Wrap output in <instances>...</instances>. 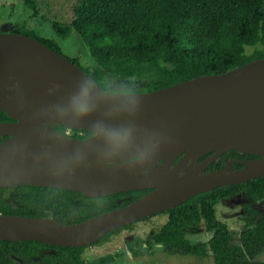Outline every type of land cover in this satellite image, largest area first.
I'll return each mask as SVG.
<instances>
[{"label":"water","instance_id":"obj_1","mask_svg":"<svg viewBox=\"0 0 264 264\" xmlns=\"http://www.w3.org/2000/svg\"><path fill=\"white\" fill-rule=\"evenodd\" d=\"M85 87L91 110L77 115L72 105ZM0 110L12 119L0 121V187L26 183L89 197L151 188L121 207L72 224L0 213L3 240L89 245L109 230L191 196L264 175V57L164 88L113 92L100 89L39 39L0 31ZM41 125L92 134L68 137ZM109 132L116 136L110 139ZM229 150L259 157L238 169L202 173ZM207 151L214 152L193 169L185 166Z\"/></svg>","mask_w":264,"mask_h":264},{"label":"trees","instance_id":"obj_2","mask_svg":"<svg viewBox=\"0 0 264 264\" xmlns=\"http://www.w3.org/2000/svg\"><path fill=\"white\" fill-rule=\"evenodd\" d=\"M24 1L35 7L34 0ZM72 13L69 24L52 20L51 27L59 37H66L70 31L78 34L98 66L89 72L76 59L71 60L104 91L129 90L108 87L103 70L119 79L145 80L136 92H146L204 74L223 73L264 57V0H81L72 7ZM16 32L35 37L24 30ZM37 39L60 52L54 40ZM258 44L260 49L245 53L246 46ZM5 120L12 119L0 110V121ZM53 126L58 132L66 128ZM81 130L85 134L76 138L92 133ZM238 153L223 152L208 164L206 171L224 169L228 160L239 157ZM242 157L253 159L259 155L244 153ZM233 166L240 167L236 162ZM149 190L89 197L64 188L15 184L0 187V213L52 217L62 224H72L121 207ZM239 193L252 202H262L264 207V175L215 187L158 212L167 215L166 221L145 238L129 240L128 251L133 256L152 250L197 257L211 253L214 264H264V259H257L264 253V212L255 217L251 211H244L240 243H232V231L216 217V204ZM152 216L109 230L89 245L106 243L112 235ZM201 222L208 233L207 240L186 236L187 229ZM87 246L0 239V264H109L115 258L107 254L85 260L81 251Z\"/></svg>","mask_w":264,"mask_h":264},{"label":"rangeland","instance_id":"obj_3","mask_svg":"<svg viewBox=\"0 0 264 264\" xmlns=\"http://www.w3.org/2000/svg\"><path fill=\"white\" fill-rule=\"evenodd\" d=\"M35 7L32 8L24 0H0V31L16 32L24 30L36 38H49L54 40L60 48V53L69 59H76L79 64L91 72L98 63L93 59L88 49L84 46L78 34L74 31L66 37L57 36L50 22L56 20L63 24H69L73 18L72 7L81 0H34ZM261 45L246 46L245 53L251 54ZM90 79V77H89ZM103 81L108 87L115 90L136 91L145 83L138 77L119 79L113 73L103 70ZM44 130L56 132L52 125H41ZM194 163L191 161L190 163ZM227 168L229 166L227 165ZM202 173H205L204 168ZM127 199V198H126ZM13 206H15L13 204ZM251 211L255 217L264 212L262 202H252L248 197L239 193L238 195L222 200L216 204V217L225 223L232 231V243H240L239 232L244 221V211ZM167 219L166 214H156L147 220L138 221L132 228L123 229L111 236L110 241L103 244L88 245L81 251L85 260L114 254L115 258L109 264H214L212 255L205 257L191 255H170L158 250L133 256L127 249V242L134 237L145 238L147 234L157 229ZM186 236L195 239H208L204 222L199 226L186 230ZM257 259H264V253L258 255Z\"/></svg>","mask_w":264,"mask_h":264},{"label":"flooded vegetation","instance_id":"obj_4","mask_svg":"<svg viewBox=\"0 0 264 264\" xmlns=\"http://www.w3.org/2000/svg\"><path fill=\"white\" fill-rule=\"evenodd\" d=\"M56 129V128H55ZM66 129V128H65ZM64 129V130H65ZM63 130V131H64ZM58 131V130H57ZM62 131V132H63ZM60 132V131H59ZM85 134V132L84 131H82V130H78V131H75V134L74 135H72L73 137H80V136H82V135H84ZM90 134H92V133H89V134H87L88 136L90 135ZM213 152L214 151H207V152H205V153H203L201 156H200V158L198 159V160H196V161H194V163L192 162V163H190V162H187V163H185V166L188 168V169H193L194 167H196L199 163H201L202 162V160L203 159H205L206 157H208V156H210V155H212L213 154ZM237 152H239V151H237ZM222 154V153H221ZM220 154V155H221ZM243 154L244 153H242V152H239L238 153V155H239V157H234V158H231L230 160H228V162L226 163V165H225V169H227V165L230 167L229 169H238V168H240V167H242V166H244V161H247V160H252V159H247V158H245V157H242L243 156ZM219 155V156H220ZM182 156V155H181ZM181 156H179L175 161H173L172 163H171V165H170V167L171 166H174L175 164H177L178 162H179V160H180V158H181ZM218 156V157H219ZM201 157H203V158H201ZM256 158H258V157H254L253 159H256ZM134 159V158H133ZM237 163V164H239L240 165V167H238V168H235L234 166H233V164L234 163ZM159 165H161V164H163V160H160L159 162ZM208 165H206L205 167H204V171H205V173L207 172L206 171V167H207ZM169 167V168H170ZM203 171V170H202ZM145 189V188H144ZM146 189H150L151 190V188H146ZM149 190V191H150ZM148 191V192H149ZM147 193V192H146ZM145 193V194H146ZM243 194V193H242ZM238 195V194H237ZM244 195V194H243ZM143 196V195H142ZM236 196V195H235ZM234 197V196H233ZM232 198V197H231ZM229 199V198H228ZM226 200V199H225ZM157 214V213H156ZM155 215V214H154Z\"/></svg>","mask_w":264,"mask_h":264},{"label":"clouds","instance_id":"obj_5","mask_svg":"<svg viewBox=\"0 0 264 264\" xmlns=\"http://www.w3.org/2000/svg\"><path fill=\"white\" fill-rule=\"evenodd\" d=\"M86 96H87V88L85 87V88L81 89L80 96L77 98H74V103L72 105V108L77 115H83V114H85L91 110L89 108L88 104L84 101V98ZM97 127H98L99 131H103L102 128H100L99 126H97ZM107 135L110 139H112L116 136L115 133H111V132L107 133Z\"/></svg>","mask_w":264,"mask_h":264},{"label":"built area","instance_id":"obj_6","mask_svg":"<svg viewBox=\"0 0 264 264\" xmlns=\"http://www.w3.org/2000/svg\"><path fill=\"white\" fill-rule=\"evenodd\" d=\"M62 135L73 137L72 135L75 134L74 128L66 127V129L63 132H60Z\"/></svg>","mask_w":264,"mask_h":264}]
</instances>
